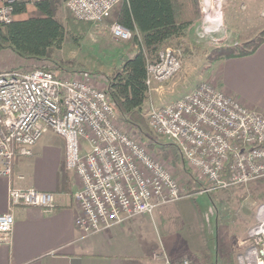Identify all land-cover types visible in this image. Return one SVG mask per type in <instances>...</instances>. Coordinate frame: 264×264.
<instances>
[{
  "label": "built area",
  "instance_id": "1",
  "mask_svg": "<svg viewBox=\"0 0 264 264\" xmlns=\"http://www.w3.org/2000/svg\"><path fill=\"white\" fill-rule=\"evenodd\" d=\"M17 0H0V24L13 16ZM123 0H64L78 21L98 23ZM204 21L218 24L221 0H202ZM264 17V6L260 12ZM111 34L126 40L132 31L118 22ZM181 69L170 46L146 63L145 83L164 82ZM150 129L172 142L183 161L209 183L203 191L247 183L264 177V114L243 105L208 81L147 111ZM51 129L64 141V168L79 185L73 193L75 226L83 236L106 230L139 214H151L182 197L168 167L116 123V111L106 85L99 88L76 76H55L43 66L0 70V176L12 174L17 156H29L32 146ZM84 143L86 145H84ZM9 209L0 213V243L10 240L17 205L45 211L56 207L52 191L9 187ZM237 252V264H264V201ZM164 264H211L188 257Z\"/></svg>",
  "mask_w": 264,
  "mask_h": 264
},
{
  "label": "rangeland",
  "instance_id": "2",
  "mask_svg": "<svg viewBox=\"0 0 264 264\" xmlns=\"http://www.w3.org/2000/svg\"><path fill=\"white\" fill-rule=\"evenodd\" d=\"M28 1L32 4L34 0ZM221 1L222 13L218 24L202 25L203 31L199 30L195 36L184 32L163 44L162 47L170 46L177 53L181 69L167 81L152 82V91L147 88L141 113L147 124L144 132L148 138L129 127L117 112L116 123L143 143L178 181L182 197L155 208L151 213L157 215L155 227L162 240L173 249L179 246L186 248L187 255L195 257L197 262L237 264L235 256L243 249L246 233L254 222L256 207L264 201V177L203 191L209 183L183 161L179 152L177 156L173 154L167 145L170 141L152 131L146 118L147 111L153 106L169 103L189 93L201 81L215 85L217 64L225 58L214 53L216 47H240L261 35L264 17L258 14L260 10L252 13L245 6L241 7L239 0ZM121 2L114 5L102 21L89 23L76 20L66 9L64 0H54V14L63 25V36L55 44L52 58L57 62L73 60L83 68L78 69L79 72L63 69L59 75L81 77L104 88L105 76L137 51L138 46L132 37L117 39L109 29L111 23L117 22L115 17ZM22 61L5 49L0 53V70L51 66L45 60L29 59L20 64ZM74 68L77 71V67ZM47 133L54 132L49 129L42 136ZM193 180L198 183L196 186L189 185Z\"/></svg>",
  "mask_w": 264,
  "mask_h": 264
},
{
  "label": "crops",
  "instance_id": "3",
  "mask_svg": "<svg viewBox=\"0 0 264 264\" xmlns=\"http://www.w3.org/2000/svg\"><path fill=\"white\" fill-rule=\"evenodd\" d=\"M239 1L252 13L264 6V0ZM206 24L201 13L185 33L195 36ZM217 73L215 86L264 114V40L251 53L220 59ZM63 160V139L47 133L32 146L31 155L14 159L10 176H0V213L9 209L11 186L52 191L56 201V207L49 212L35 206L13 208V230L10 240L0 243V264H164L156 253L172 263L184 257L196 261L187 255L186 248L173 249L162 240L155 227V213L139 214L83 236L74 222L73 193L79 185L78 178L64 168Z\"/></svg>",
  "mask_w": 264,
  "mask_h": 264
},
{
  "label": "trees",
  "instance_id": "4",
  "mask_svg": "<svg viewBox=\"0 0 264 264\" xmlns=\"http://www.w3.org/2000/svg\"><path fill=\"white\" fill-rule=\"evenodd\" d=\"M54 12V0H34L32 4L17 0L11 21L0 24V53L8 49L20 59L45 60L51 65L46 69L55 76L63 69L74 72L83 69L73 60L57 62L52 58L53 48L63 36V25ZM200 15V0H123L118 7L115 19L132 31L138 49L105 76L106 89L115 111L143 137L148 138L141 113L147 91L146 63L156 58L168 39L183 34ZM263 40L264 30L258 38L240 47H216L213 51L220 57L246 55ZM167 145L177 156V147L172 142ZM191 182L190 186L198 184Z\"/></svg>",
  "mask_w": 264,
  "mask_h": 264
}]
</instances>
